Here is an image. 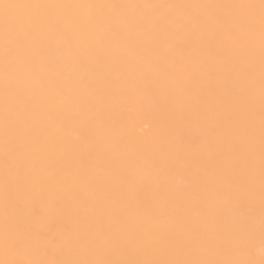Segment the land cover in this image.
Wrapping results in <instances>:
<instances>
[{
	"label": "snow or ice",
	"instance_id": "1",
	"mask_svg": "<svg viewBox=\"0 0 264 264\" xmlns=\"http://www.w3.org/2000/svg\"><path fill=\"white\" fill-rule=\"evenodd\" d=\"M0 264H264V0H0Z\"/></svg>",
	"mask_w": 264,
	"mask_h": 264
},
{
	"label": "bare ground",
	"instance_id": "2",
	"mask_svg": "<svg viewBox=\"0 0 264 264\" xmlns=\"http://www.w3.org/2000/svg\"><path fill=\"white\" fill-rule=\"evenodd\" d=\"M46 2H95V0H46ZM116 2H174V3H196V2H241V0H116ZM155 125L152 119L144 115L135 122V134L138 136H150L153 134ZM200 135L198 128H193L188 136V143L195 147L193 141Z\"/></svg>",
	"mask_w": 264,
	"mask_h": 264
}]
</instances>
